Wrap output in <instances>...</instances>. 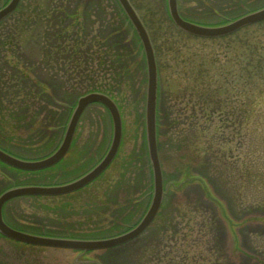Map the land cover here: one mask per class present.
<instances>
[{"label": "rangeland", "instance_id": "obj_1", "mask_svg": "<svg viewBox=\"0 0 264 264\" xmlns=\"http://www.w3.org/2000/svg\"><path fill=\"white\" fill-rule=\"evenodd\" d=\"M6 2L0 0V6ZM131 2L156 55L160 115L165 117L166 108L171 109L169 116L184 122L176 129L163 121L158 134V153L168 188L153 222L133 240L83 256L99 258L101 264H264V96L253 95L263 79H242V65L249 55L264 58V20L225 36L198 37L173 23L166 0ZM177 3L188 18L219 23L247 7L263 5L264 0ZM65 8L78 10L79 34L76 26L65 25L67 19L54 18ZM75 29L77 34L71 35ZM118 52L116 76H110L109 69L102 66H92L99 75L94 80L96 87L87 80H67L66 86L63 76L60 80L59 73L54 76L50 70L51 96L47 99L46 94L37 96L35 88L26 87L29 84L19 83L26 88L23 94L13 86H0V142L27 158L40 157L59 144L75 96L82 92L94 88L110 93L122 119L117 154L100 175L69 194L9 199L3 215L11 225L60 235L115 234L141 218L153 184L144 130V53L118 2L20 0L0 21V70L6 61L32 79L44 75L41 79L45 83L46 65L51 70L60 68L52 62L54 55L111 58ZM7 73L0 81L9 76ZM26 92L30 95L25 96ZM198 98L204 100L203 112L197 106L191 110ZM243 100L250 109H244ZM196 115L202 118H194ZM190 120L195 121L194 126ZM200 127L205 129L202 135ZM111 135L108 110L97 102L88 104L77 123L72 146L60 162L32 171L15 170L0 162V191L18 183L50 185L75 177L103 155ZM196 148L208 152L199 155ZM190 157L192 164L206 173V189L199 181L176 185ZM195 172L192 168L189 174L194 176ZM78 255L74 249L26 245L0 234V264H83L73 261Z\"/></svg>", "mask_w": 264, "mask_h": 264}, {"label": "water", "instance_id": "obj_2", "mask_svg": "<svg viewBox=\"0 0 264 264\" xmlns=\"http://www.w3.org/2000/svg\"><path fill=\"white\" fill-rule=\"evenodd\" d=\"M129 22L133 26L143 48L146 64V93L144 106V130L148 158L152 171L153 192L149 206L142 219L131 229L117 235L100 238H74L54 235H43L19 230L7 224L2 216L3 204L21 195L61 194L75 190L96 177L114 157L121 138L122 125L119 109L115 101L108 95L90 91L80 95L69 116L63 138L58 147L50 154L36 159H26L11 154L0 148V160L10 166L24 170H38L50 166L60 160L70 146L78 119L84 108L91 102H100L108 110L112 123L110 144L103 157L81 176L62 184L37 185L25 184L11 186L0 193V233L8 238L41 246L73 248L83 251L113 247L137 236L152 220L158 210L163 196V179L157 152L156 107H157V65L154 49L147 30L129 0H116ZM19 0H8L0 7V21L14 10ZM168 13L173 23L183 31L202 37H216L228 34L238 28L264 19V5L250 12L243 13L232 20L219 25L199 24L183 18L177 8V0H166ZM191 180L190 178H186ZM74 258L83 264H99L94 259Z\"/></svg>", "mask_w": 264, "mask_h": 264}, {"label": "trees", "instance_id": "obj_3", "mask_svg": "<svg viewBox=\"0 0 264 264\" xmlns=\"http://www.w3.org/2000/svg\"><path fill=\"white\" fill-rule=\"evenodd\" d=\"M75 8H77V7H75ZM61 12L62 13H59V14L56 13L54 15V18L62 16L63 18L67 19V21L64 20L65 25L69 26L71 24V25L76 26L77 33L79 34L78 29H81V28H78V24H79V22H77L78 21V17H77L78 10L74 9L72 11H67L65 8L64 10H61ZM56 29H58V27ZM76 29H75V31H73L75 33H73L71 35L77 34ZM256 42H260V41H256ZM259 46H261V45L255 46L256 51H257V48ZM250 49L251 48H248V50H250ZM74 51H75V49H74ZM246 56L247 55H245V57ZM246 59H249V60L246 61L242 65V70L244 71V73L242 74V79L244 81H247V80L251 81L253 78H257L259 80L263 79L262 84L260 83L257 86V90L253 95H258L259 97L264 96V74H263V71H264V60L263 59L264 58H263V55H249V57H247ZM43 60L45 61V64H46V61H48V60H45V58ZM67 60H68V62H66ZM78 60H80V61H78ZM119 61H120L119 52H118V55H113V57H111V58H109V55H54L52 57V62L53 63H59L60 68L58 69V71L51 70L50 67H48V69H47V65H46V83L43 81V79H41V78H44V75L39 74L40 79H38V78L32 79L24 71L16 70L13 66H12L13 68L11 66L9 67L7 62L5 61L3 63V66L1 67V70H0V77L5 76V73H7L8 68L11 69V73L10 74L7 73L9 76H7L6 79H4L3 81H0V86L1 87H7V88H9L10 86H13L15 88L16 92H18L19 94H23L22 91L26 88L24 87V85H19V83L29 84L30 87L29 86H26V87L35 88L34 91H35L36 95L38 94L37 96H44L46 94V99H47L51 96V93L48 92L50 87H49V82H48V77H47V75L50 72L51 73L55 72L54 76H56V74L59 73L58 78L63 76L64 80H62L60 78L59 79L62 80L65 85L67 83L66 82L67 80L72 81L71 83H73L76 80L80 81V82L87 80L89 83H92L93 87H96L95 86L96 82H94V80H97V78L99 76L98 70H97L98 66H102L104 69H109L110 76H112V74H113V76L114 75L116 76V73H117V70H116L117 65L116 64L119 63ZM94 64H96L95 65L97 67L96 70L92 69V66ZM120 66H121V63H120ZM247 66H250L254 72L250 73L249 71H247V68L249 69V67H247ZM48 70H50V72H48ZM121 71H123V69ZM16 76H17V78H16ZM3 83L5 84V86ZM55 87H56V85H55ZM92 89H94V88H92ZM29 91H30V89H29ZM31 91L34 92L33 90H31ZM3 93L6 96V92H3ZM26 93H25V96L30 95V92H26ZM194 93H195V91H194ZM246 96H247V94H246ZM246 96H244V97H246ZM7 98L10 100L9 97H7ZM203 101L204 100H202V102ZM194 102H196V98H194ZM198 102L199 103H197V104L191 105V110L194 109L195 106H197V108L199 110H201L200 112H203L205 107L202 104L200 98H198ZM242 105L244 106V109H247V108L250 109V107H248V103L245 102V100H243ZM165 113H166L165 117L164 116L161 117L160 110H158V120H157V122H158V127H157L158 134H160L159 131L161 129L163 121H167V126L172 125V126L176 127V129H180L181 127H179V124L184 122L182 120L176 119L175 117H170L169 115L171 113V109L166 108ZM195 117L197 119L202 118L199 115L194 116V118ZM186 118H189V116H187ZM190 124H192L194 126L195 121L190 120ZM198 130H199V133L201 135H202V132L205 131L204 127H200V129H198ZM193 134H194V132H193ZM0 144H2V143L0 142ZM195 151L199 152V155L205 154L206 152H208V151H205L204 149H199V148H196L194 150V152ZM192 161H193L192 157H190V160H188L186 162V165L183 168V172L189 173V171H191L193 168V170L196 171L195 173L200 174L203 177H205L206 173L204 172V170L201 168H196L195 165L192 164Z\"/></svg>", "mask_w": 264, "mask_h": 264}]
</instances>
